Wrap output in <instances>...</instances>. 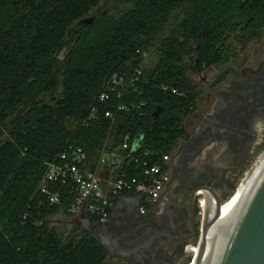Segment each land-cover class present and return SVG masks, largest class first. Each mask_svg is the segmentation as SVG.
<instances>
[{"label":"trees","instance_id":"16d2710c","mask_svg":"<svg viewBox=\"0 0 264 264\" xmlns=\"http://www.w3.org/2000/svg\"><path fill=\"white\" fill-rule=\"evenodd\" d=\"M104 1L0 0V264H104L108 252L95 237L52 229L54 216H70L72 201L53 205L39 191L48 164L70 145L95 159L111 111L113 146L127 136L141 143L127 173L163 165L199 108L191 73L237 57L264 29V0H127L70 36ZM150 53L157 64L146 70ZM113 75L124 87L91 116Z\"/></svg>","mask_w":264,"mask_h":264},{"label":"flooded vegetation","instance_id":"af4514ba","mask_svg":"<svg viewBox=\"0 0 264 264\" xmlns=\"http://www.w3.org/2000/svg\"><path fill=\"white\" fill-rule=\"evenodd\" d=\"M237 53L191 73L199 76L195 85L204 108L185 125L197 129L171 155L169 183L146 214L138 195L126 203L123 222L93 230L108 252L104 264H188L189 247L200 233V201L213 198L212 189L224 203L263 152L264 29Z\"/></svg>","mask_w":264,"mask_h":264},{"label":"built area","instance_id":"2783aa9c","mask_svg":"<svg viewBox=\"0 0 264 264\" xmlns=\"http://www.w3.org/2000/svg\"><path fill=\"white\" fill-rule=\"evenodd\" d=\"M136 74L140 77L142 70H137ZM124 84L125 78L118 75L107 78L102 93L91 107V116L97 115L99 103L110 101ZM105 117L111 119V127L98 156L91 159L83 148L70 145L58 161L48 164L47 173L39 187L41 194L53 205H61L65 196L72 201L70 216L66 215L69 217V224L78 215L90 216L105 224L111 216L112 200L131 194L142 197L140 210L142 214H146L161 199L169 183L171 155L163 156V165L144 163L138 176L127 173L125 166L128 163L130 168L133 161L139 163L137 153L141 149V143L131 144L130 136H127L123 144L113 146L117 120L111 111H106ZM135 168L139 169L138 166ZM204 202V199L200 201L201 222L205 216ZM190 246H197V242Z\"/></svg>","mask_w":264,"mask_h":264},{"label":"water","instance_id":"95a60500","mask_svg":"<svg viewBox=\"0 0 264 264\" xmlns=\"http://www.w3.org/2000/svg\"><path fill=\"white\" fill-rule=\"evenodd\" d=\"M210 192L213 198L205 200L199 238L193 226L198 252L188 264H264V159L223 214L225 202Z\"/></svg>","mask_w":264,"mask_h":264},{"label":"rangeland","instance_id":"374dc122","mask_svg":"<svg viewBox=\"0 0 264 264\" xmlns=\"http://www.w3.org/2000/svg\"><path fill=\"white\" fill-rule=\"evenodd\" d=\"M125 7H127V0H105L101 6L97 9H95L87 18H85L84 20H81L79 21L75 28H73L71 30V33H70V36H72L75 32V29L81 27V26H85V25H88L90 23H92L95 19L99 18L100 16L102 15H105L107 13H113L114 10L116 9H124ZM178 18L179 16H176L174 18V22H177L178 21ZM189 63V60L186 61V64ZM157 64V58L155 57V55L153 53H150L148 54L147 56H145L143 58V68L146 69V70H150L152 68H154ZM190 78L191 80L194 82V83H199L197 80L199 78V76H194V75H190ZM57 96H60V94H57ZM50 99L48 98L47 101H49ZM51 103H54V102H51ZM199 107L202 109L204 108V97H203V100L200 99L199 101ZM197 129V126H194V127H190L188 128L187 127V131L189 133V135H194L195 131ZM264 152V150H263ZM262 152V153H263ZM261 153V154H262ZM260 154V155H261ZM259 155V156H260ZM258 156V157H259ZM258 158H256L254 160V162L257 160ZM253 162V163H254ZM252 163V164H253ZM251 167V166H250ZM249 167V168H250ZM248 168V169H249ZM246 169V171L248 170ZM245 171V172H246ZM244 172V174H245ZM244 174L240 177L239 181H238V185H239V182L241 181L242 177L244 176ZM237 185V186H238ZM237 186L235 187V190L237 189ZM234 191H232V193L227 197V199H225V203L229 201V199L232 197V195L234 194ZM51 227L53 230L59 232L61 235L67 237L69 236L70 234L74 233L71 229V226L69 224V217H67L65 214L63 213H60L59 215H56L52 218V224H51ZM199 238V237H198ZM198 238L196 239V242L198 241ZM191 259V257H189V260ZM189 262V261H188Z\"/></svg>","mask_w":264,"mask_h":264},{"label":"crops","instance_id":"0c3cea01","mask_svg":"<svg viewBox=\"0 0 264 264\" xmlns=\"http://www.w3.org/2000/svg\"><path fill=\"white\" fill-rule=\"evenodd\" d=\"M133 197H136L135 195H126L122 197H118L116 199H113L111 202V216L107 223L102 224L100 222H97L94 218L88 216L91 219V222L88 221L84 215L76 216L70 221V226L72 231L73 229L77 233H92L94 234L93 230L95 229H104L105 226L109 224H114L116 222H123L125 217V206L126 203ZM137 198V197H136Z\"/></svg>","mask_w":264,"mask_h":264},{"label":"bare ground","instance_id":"6f19581e","mask_svg":"<svg viewBox=\"0 0 264 264\" xmlns=\"http://www.w3.org/2000/svg\"><path fill=\"white\" fill-rule=\"evenodd\" d=\"M258 159L251 165V167L245 172L244 176L242 177L241 181L239 182V185L237 186L236 191L234 192V194L232 195V197L229 199L228 202L223 204V208H222V214L228 209V207L231 205V203L234 201V199L237 197V195L240 193V191L242 190V188L244 187V185L246 184V182L249 180V178L251 177V175L253 174V172L255 171V169L257 168V166L259 165V163L264 159V152L257 157ZM206 203L204 202V210L206 211ZM189 248H191V255L192 258L195 257V255L198 252V247L197 246H190Z\"/></svg>","mask_w":264,"mask_h":264}]
</instances>
